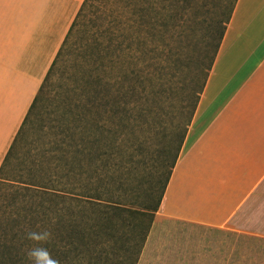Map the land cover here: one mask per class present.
Returning a JSON list of instances; mask_svg holds the SVG:
<instances>
[{"label": "trees", "instance_id": "trees-1", "mask_svg": "<svg viewBox=\"0 0 264 264\" xmlns=\"http://www.w3.org/2000/svg\"><path fill=\"white\" fill-rule=\"evenodd\" d=\"M94 1H84L40 87L41 99L44 83L69 47L70 34L83 25ZM192 1L123 0L117 34L109 40L107 63L88 83L74 131L60 136L52 149L49 161L54 170L41 175V185H26L12 194L10 209L4 214L12 229L0 231V264H28L25 249L31 242L25 233L39 230L37 226L52 231L48 247L61 264H138L206 85L207 79L187 93L186 128L182 121L172 129L167 150L153 149L152 132L167 97L164 62L167 56L176 59L178 23L191 21V13L198 9ZM237 1L223 4L222 14L209 23L206 76ZM38 97L4 163L24 139ZM184 114L185 108L181 117Z\"/></svg>", "mask_w": 264, "mask_h": 264}, {"label": "crops", "instance_id": "crops-1", "mask_svg": "<svg viewBox=\"0 0 264 264\" xmlns=\"http://www.w3.org/2000/svg\"><path fill=\"white\" fill-rule=\"evenodd\" d=\"M84 1L0 0V169ZM227 234L264 238V0L237 1L138 264Z\"/></svg>", "mask_w": 264, "mask_h": 264}, {"label": "rangeland", "instance_id": "rangeland-1", "mask_svg": "<svg viewBox=\"0 0 264 264\" xmlns=\"http://www.w3.org/2000/svg\"><path fill=\"white\" fill-rule=\"evenodd\" d=\"M230 1L232 0H193L192 4L198 9L191 13L192 20L179 21L174 46L176 59L172 60L166 55L164 62L167 97H164L157 125L152 132L153 149L165 147L167 150L171 143L172 129L182 121L183 129L186 128V111H189L190 105L187 93L192 91L191 86L198 89L205 79L208 80L212 70L206 76L209 25L216 16L222 14L223 4ZM122 5L123 0L94 1L83 25L74 27L70 34L68 49L60 57L50 79L44 83L46 89L42 99L39 89V99L26 125V135L16 147L12 158L10 156L4 163L1 173L0 231L12 229V224L4 218L5 212L10 209L12 194L26 185H41V175L54 170L53 162L49 161L52 149L60 136H68L74 131L78 105L81 101H86L85 90L88 83L96 73L103 71L107 63L109 40L117 34ZM160 43L163 44L162 41ZM165 43H168V39ZM168 50L169 48L164 50L165 53L168 54ZM183 108L185 114L182 118ZM168 155L170 156L166 153L165 159H168ZM156 158L161 159L162 155H157ZM216 237L220 238L221 248H216L213 256H205L203 260L207 263L201 264H264L263 237L240 234ZM179 258L180 261L175 263L174 260ZM147 259L151 260L145 264H199L194 259L193 263H188L183 256L175 258L152 255ZM199 260L202 261V258Z\"/></svg>", "mask_w": 264, "mask_h": 264}, {"label": "clouds", "instance_id": "clouds-1", "mask_svg": "<svg viewBox=\"0 0 264 264\" xmlns=\"http://www.w3.org/2000/svg\"><path fill=\"white\" fill-rule=\"evenodd\" d=\"M37 227L39 230L25 233V239L31 242L25 249L28 264H61V260L48 247L54 238L52 231Z\"/></svg>", "mask_w": 264, "mask_h": 264}]
</instances>
